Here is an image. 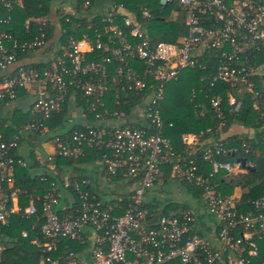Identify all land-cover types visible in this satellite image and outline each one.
<instances>
[{"label": "built area", "instance_id": "1", "mask_svg": "<svg viewBox=\"0 0 264 264\" xmlns=\"http://www.w3.org/2000/svg\"><path fill=\"white\" fill-rule=\"evenodd\" d=\"M165 2L181 8L174 12L181 13L187 34L179 41L153 42L148 27L121 3L112 2L91 12L94 18L88 30L80 38L69 37L51 64L41 69L16 61L19 51L45 45V19L39 21L40 34L31 41L19 42L10 32L0 33V103L16 101L23 89L31 90L32 95L26 111L32 115L30 121L20 124L8 138L0 127V223L7 224L15 214L35 216L39 201L44 220L30 242L44 252L42 260L48 264H58L51 253L62 238L84 245L86 228L96 234L89 256L82 259L70 252L67 264H264V259L259 260V241L264 245V191L250 202L255 211L241 212L239 197L224 193L219 178L224 172L221 179L232 184V173L253 166L246 158L243 166L239 161L242 157L222 159L227 154L240 150L264 159V0ZM15 3L21 4L22 0ZM82 4L86 8L90 0ZM12 7L13 2L3 0L0 24L11 23ZM139 17L148 20L150 10L141 8ZM210 49L217 50L218 55L207 84L245 86L253 93L256 116L253 123L241 126L243 134L237 139H208L201 148V160L195 152L211 128L182 133V142L193 154L185 158L166 133L160 102L166 84L177 80L184 69L202 68ZM109 93H113V105L119 107L107 104L105 97ZM132 94L139 102L127 112L121 106L130 102ZM76 95L84 103L83 114L92 115L94 121H87L83 129H75L67 136L51 134L46 140L53 144L54 153L46 154L47 159L52 160L55 153L77 159L85 148L102 149L100 162L106 180L111 184L117 177V183L126 187L127 193L132 192L119 214L115 213L120 208L118 200L100 197L87 177L72 181L64 177L61 183L51 182L42 195L30 197L23 206L20 189L12 188L15 170L28 166V160L13 150L29 134L45 135L53 113L61 111ZM221 103V97L209 100L219 120L217 130H223L228 122ZM241 105L231 96L227 111L236 112ZM196 108L203 116L204 104H196ZM1 122L0 117V126ZM36 159L44 162L42 157ZM46 166L54 169L52 162ZM164 167L169 168L170 178L191 188L192 201L176 202L178 206L167 213L154 208L151 212L147 195ZM68 190L73 191L78 206L60 215L56 206L63 195L71 194ZM203 212L214 223L208 235L196 230ZM21 236L27 237L28 230L23 229Z\"/></svg>", "mask_w": 264, "mask_h": 264}, {"label": "trees", "instance_id": "2", "mask_svg": "<svg viewBox=\"0 0 264 264\" xmlns=\"http://www.w3.org/2000/svg\"><path fill=\"white\" fill-rule=\"evenodd\" d=\"M13 2L12 21L10 24H0L1 32H10L19 42L31 41L40 34L39 28L41 24L37 21V18H45L46 25L43 27L45 32V44L49 40L53 39L55 35V26L50 22V17L55 14L61 24L62 32L58 35L63 42V46L67 45L69 37L80 38L81 34L88 30V25L92 24L90 13L92 7L97 5L100 8L109 3L122 4L127 12L132 13L136 19L141 21L144 26L148 27L151 32V38L153 42L168 41L177 42L181 37L187 34V27L172 16L169 17V12L175 9H181L175 3H162L161 0H90L88 7H83V0H71V5L75 9L73 13H65L60 8L56 9L55 13H52L54 5L57 1L66 0H22L21 4L15 3V0H8ZM69 1V0H68ZM67 1V2H68ZM102 3H99V2ZM3 0H0V7ZM147 7L150 10L151 17L148 20H141L139 12L141 8ZM166 11V12H163ZM83 14V15H82ZM82 15V16H81ZM28 20V23L26 21ZM62 46V47H63ZM61 47V48H62ZM42 47L35 48L30 51H19L16 64L31 65L38 68H43L51 64V60L47 62H23L30 55L35 53L34 51L41 50ZM60 53L57 52L58 55ZM55 55V57L57 56ZM218 51L210 49L205 54V61L203 67L195 66L187 68L181 71L177 80H172L166 84L164 97L160 102V113L162 120L167 126V135L171 138L173 146L180 152L185 158L191 157L193 154L189 153L190 149L181 140L182 133L206 131L207 128H211L212 131L204 135L200 149L195 152L198 160H201V148L205 147L208 139L220 138L222 140L237 139L238 136L243 134L241 126L249 125L253 123L256 116L253 109L252 92L248 91L245 86L242 85H230L229 83L218 82L215 86H209L207 79L212 75L217 61ZM25 90H21L19 95H23ZM113 93H109L105 100L110 107H119L113 105L114 96ZM80 98V95H76ZM233 96L237 100L241 101L242 105L236 112L229 113L227 111V105L229 98ZM212 97L222 98V107L225 108L227 125L223 130H217L219 120L214 116L212 110L209 107V100ZM264 97V93H263ZM122 101V96H120ZM82 105L84 103L82 100ZM139 102V99L135 94H132V99L127 105L122 104L121 108L129 112L133 106ZM196 104H204L205 113L200 116L199 108H196ZM65 106V105H64ZM53 113V116L48 121V132L44 135L39 132H34L32 137L37 139L50 138L51 134H62L63 136L70 135L75 129H83L84 126H73L70 129L65 130L63 128V113ZM2 119L1 128L6 131V138L10 137L12 133L18 131L19 125L30 121L32 115L29 112L18 111L14 115L6 118L0 114ZM90 120H93L92 115L88 116ZM7 126H4V125ZM171 124V126L169 125ZM47 135V136H46ZM44 136L46 138H44ZM239 142V141H238ZM28 166L25 168H17L14 173V182L12 188L20 189V204L23 206L27 204L30 197L42 195L47 190L51 182H58L67 177L69 180L80 179V174L77 173L74 177L64 176L66 170L76 168L80 170V164H87L93 161H100L103 150L98 147L85 148L83 155L77 159L66 158L59 154H53L52 160L47 159V155H44L43 163H40L34 155L33 149L30 150ZM15 154H19L17 149H14ZM20 155V154H19ZM194 155V156H195ZM21 156V155H20ZM244 157L253 164V170L247 169V186L248 190L238 196L234 194L235 188L240 186L239 180H233L231 183H225L221 178L225 176L224 172L219 174L221 189L224 193L233 194L240 199L239 210L246 212L248 210L255 211L250 202L262 195L264 191V159L261 156L255 154H245L239 150L235 154H227L222 159H238ZM52 162L54 169H46L47 163ZM77 164H79L78 167ZM44 167V171L41 174L33 173L31 167ZM206 170H208L206 168ZM163 173L169 175V168L164 167ZM118 178H114L113 182H117ZM188 188V187H187ZM191 188L189 187L188 190ZM73 196L72 202L68 203L67 197H61L59 200L58 213L63 215L68 210H74L78 206V200L74 196L72 190H68ZM100 193V192H99ZM128 193L124 199H116L120 205V208L115 211L116 214L121 212V209L125 208L130 200ZM100 197L104 198L100 193ZM105 199V198H104ZM66 203V204H65ZM62 204V205H61ZM186 204V203H185ZM65 205H70L65 207ZM177 203L170 204L164 212H168L170 208H176ZM151 212H154L153 206L148 205ZM37 213L35 216L26 218L20 214L12 215L7 224L2 225L0 223V264H48L42 260L44 252L31 244L33 239L40 231V227L43 223V212L41 204L36 201ZM63 208V209H62ZM32 226L34 228H32ZM23 229L28 230V236L22 237L21 232ZM202 235L201 232H199ZM261 255L259 260L264 259V245L262 241H259ZM83 249V245L78 241L70 240L68 238H62L58 244L56 251L51 253L53 258L58 259V264H67L70 252L77 253ZM258 261V260H257ZM167 264H177V262H169Z\"/></svg>", "mask_w": 264, "mask_h": 264}, {"label": "crops", "instance_id": "3", "mask_svg": "<svg viewBox=\"0 0 264 264\" xmlns=\"http://www.w3.org/2000/svg\"><path fill=\"white\" fill-rule=\"evenodd\" d=\"M70 3L64 2L61 4V1H57V3L53 7L52 13H55L56 9L60 8L70 11L69 8H71V12H74L73 5H71V0H69ZM99 3H102L101 1ZM96 7L95 10H92L93 12H96L100 9L99 6L95 5L92 7V9ZM68 13V12H65ZM173 19H176L178 21H182V15L180 12H174L172 13ZM45 18H37V21H40ZM46 20V19H45ZM50 22L55 26V35L53 39L49 40L48 43H46L41 50L34 51L32 55H30L28 58H26L23 62H47L55 58L56 53L61 50V47L63 46L62 40L58 38V35H60V32H62V27L60 24V21L58 17L55 14H52L50 17ZM32 99L31 90H25L23 92V95L19 96V98L11 103L8 104H2L0 103V114L4 117L8 118L14 113L18 111H27L29 107V102ZM81 99L77 96H71L65 106H63L62 111H64L63 115V128L65 130L70 129L73 126H84L88 122H93V120H90L89 117H86L83 114V105L80 101ZM60 112V111H59ZM58 113V112H57ZM88 121V122H87ZM33 134H29L23 138V140L19 143V147L17 149L18 153L23 156L26 160L30 161L29 153L30 150L33 149L34 155L36 157H43L46 154L54 153L53 144L49 140L45 139H37L35 137H32ZM41 163V162H40ZM31 167V171L36 172L37 174H41V172L44 171V167ZM79 164H77L76 167H78ZM46 169H49L46 167ZM51 170V169H50ZM80 174L81 178L87 177L89 178L91 185L98 190L102 196H106L107 199H124L126 196H128V193L126 191V187L121 186L117 182H108L105 178L104 171L102 170V164L100 161H93L87 164H80V170L76 168H71L70 170H66L64 173V176H72ZM247 170H236L234 173H232L229 177L231 179V182L233 180H239L240 186H237L235 188V195L242 194L246 192L248 189L247 186ZM169 183H173L174 186L177 187L176 190H178L177 182L169 177V175H165L164 173L161 175V177L158 179L152 190L148 193V200L150 201V204L153 205L154 209L157 211H161L163 209H166L170 204L179 202V201H192L190 198V192L187 187H183V193H180L179 198L177 200L169 199L167 198H158L159 194L164 193L168 187ZM67 197L68 203L71 202L74 198L71 195H63V197ZM189 198V200H186ZM106 199V198H105ZM66 204V203H65ZM213 220L212 218H208L204 212L199 215L197 224H196V230L201 232L203 235H208L213 227ZM85 236L87 238L85 244L83 245V249H81L79 252H75L74 255H76L78 258L87 259L89 256V248L94 243L96 234L91 228H86Z\"/></svg>", "mask_w": 264, "mask_h": 264}, {"label": "rangeland", "instance_id": "4", "mask_svg": "<svg viewBox=\"0 0 264 264\" xmlns=\"http://www.w3.org/2000/svg\"><path fill=\"white\" fill-rule=\"evenodd\" d=\"M67 1H68V0H66V2H67ZM61 2H62V1H61ZM68 3H70V1H68ZM61 4H63V2H62ZM95 9H96V7H94L92 10H95ZM61 10H63V12H68V13L71 12V8H69L70 11H66V10H64V8L61 9ZM175 10L178 11L177 9H175ZM91 12H92V11H91ZM163 12H166V11H163ZM169 13H170V14H169V17L173 15V14H172L173 11H172V12H169ZM32 172H33V173H36V172H34V171H32ZM169 184H170V185H169L168 189H167L164 193L159 194L158 198H167V197H168L169 199H173V200L180 199V198H179L180 193H183V187H182V185L179 184V183H177L178 190H176L177 187L174 186L173 183H169ZM103 197L107 199L106 196H103ZM186 200H189V198H187ZM61 205H62V204H61Z\"/></svg>", "mask_w": 264, "mask_h": 264}, {"label": "water", "instance_id": "5", "mask_svg": "<svg viewBox=\"0 0 264 264\" xmlns=\"http://www.w3.org/2000/svg\"><path fill=\"white\" fill-rule=\"evenodd\" d=\"M162 3H165V0H161ZM239 161L241 162V164L244 166L245 165V162H246V159L245 158H240ZM247 169H254L253 166H247Z\"/></svg>", "mask_w": 264, "mask_h": 264}]
</instances>
